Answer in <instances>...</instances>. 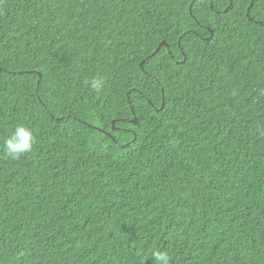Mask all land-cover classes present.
Instances as JSON below:
<instances>
[{
  "label": "trees",
  "instance_id": "16d2710c",
  "mask_svg": "<svg viewBox=\"0 0 264 264\" xmlns=\"http://www.w3.org/2000/svg\"><path fill=\"white\" fill-rule=\"evenodd\" d=\"M155 250L264 264V0H0V264Z\"/></svg>",
  "mask_w": 264,
  "mask_h": 264
},
{
  "label": "clouds",
  "instance_id": "9594fccd",
  "mask_svg": "<svg viewBox=\"0 0 264 264\" xmlns=\"http://www.w3.org/2000/svg\"><path fill=\"white\" fill-rule=\"evenodd\" d=\"M90 83L91 87L97 91L103 87V81L99 79H93ZM34 143L33 131L24 125H17L4 140L3 150L8 157L19 159L23 154L32 151ZM152 258L156 261V264H170V258L166 252L155 250L152 252Z\"/></svg>",
  "mask_w": 264,
  "mask_h": 264
},
{
  "label": "water",
  "instance_id": "95a60500",
  "mask_svg": "<svg viewBox=\"0 0 264 264\" xmlns=\"http://www.w3.org/2000/svg\"><path fill=\"white\" fill-rule=\"evenodd\" d=\"M251 5H252V3H251ZM250 5V6H251ZM213 33V32H212ZM161 44H165V42H162ZM161 46V45H160ZM160 46L156 49V51H158L159 49H160ZM142 64V63H141ZM132 122L133 123H138V119H137V117H134L133 119H132Z\"/></svg>",
  "mask_w": 264,
  "mask_h": 264
}]
</instances>
